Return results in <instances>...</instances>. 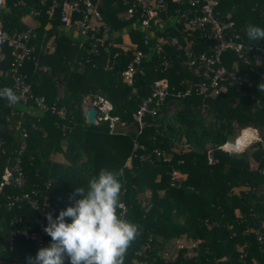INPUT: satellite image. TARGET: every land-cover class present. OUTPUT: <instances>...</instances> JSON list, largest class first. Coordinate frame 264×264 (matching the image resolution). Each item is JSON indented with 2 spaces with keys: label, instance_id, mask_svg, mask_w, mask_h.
<instances>
[{
  "label": "trees",
  "instance_id": "trees-1",
  "mask_svg": "<svg viewBox=\"0 0 264 264\" xmlns=\"http://www.w3.org/2000/svg\"><path fill=\"white\" fill-rule=\"evenodd\" d=\"M104 1L98 2L101 16L109 10ZM111 1L124 12L123 20H114L116 30L131 25L141 35L137 10L126 19L123 1ZM33 8L38 10L32 14L38 25L32 28L29 41L32 50L20 72L34 95L63 107L65 116L59 118L38 109L39 112H28V108L36 109L31 102L17 104L12 120H18L27 133L26 146L18 154V133L5 119L7 101L0 99V174L18 156L23 180L21 187L11 180L0 190V264H27L26 257L33 253L32 242L20 234L14 237L10 249L4 245L8 220L34 213L22 198L17 205L7 208V196L33 191L38 202L47 196V212L55 218L69 206L67 197L74 189L86 187L88 179L101 168L124 169L119 197L122 207L117 212L139 226L124 264H264V91L259 89L264 83V52L248 51V65L242 64L231 51L221 57L226 68H235L240 75L253 76V70L257 69L259 76H254L255 86L250 90L257 95L259 106L242 97L237 85L230 81L223 82L214 95L209 90L200 91L199 85L206 79L202 70L186 64L182 50L163 44L160 57L154 54L159 36H177L185 45L191 41L188 47L195 52L206 50L210 44L200 30L184 25L193 8L168 0L158 17L162 20L170 16L172 24L156 30L151 27L153 36L147 45L140 36L136 47L145 56L128 85L120 72L131 56L130 51L107 44L111 42L109 32L114 28L110 23L106 22L107 39L92 50L90 43L93 38L101 40V30L94 32L92 39H70L60 28L57 9L49 16L47 3L30 0L14 5L13 0H5L4 11L0 8L4 29L11 34L24 30L26 26L19 19ZM216 9L221 20L232 21L233 32L245 45L264 48V41H249L244 30L249 23L264 28V0H217ZM182 12L186 16H181ZM44 25H48L45 30ZM51 35H54L52 49L45 45ZM4 51L0 59V88L8 86L10 80L3 73L10 60L8 50ZM162 58L168 61L165 69L157 65ZM158 78H166L168 94L153 115L145 113L144 124L139 128L132 113L140 99L149 93L152 81ZM54 79L61 83L60 96ZM187 88L189 93L176 96L177 90ZM91 92L107 97L112 113L124 123L133 121L135 131L114 133L108 131L104 121L95 125L86 123L81 101ZM171 102L178 108L174 113L176 124L166 122L163 114ZM203 107H208L213 122L203 123L200 116ZM233 124L238 129L251 126L259 131L260 139L248 144L254 149L248 157L256 161L255 167L249 164L245 153L231 156L219 148L232 136ZM181 137L187 146L176 147L175 142ZM133 142L141 144L147 153L152 148L170 153V158L165 161L154 157L150 162L133 157L129 166L124 165ZM54 153H60L63 161L51 159ZM172 168L185 173L176 186L170 184ZM155 175H159L157 181ZM235 187H239L237 192L233 191ZM144 190L149 194L146 200L139 196ZM77 198L72 199L73 205ZM66 220L70 222L69 218ZM174 240H179L176 247L167 249ZM181 240H190L193 245L187 247ZM47 241L50 244L49 235Z\"/></svg>",
  "mask_w": 264,
  "mask_h": 264
},
{
  "label": "built area",
  "instance_id": "built-area-1",
  "mask_svg": "<svg viewBox=\"0 0 264 264\" xmlns=\"http://www.w3.org/2000/svg\"><path fill=\"white\" fill-rule=\"evenodd\" d=\"M5 1V0H0ZM30 0H13V4H23ZM126 5L125 18L131 17L135 10H137V20L141 27V40L144 45H147L149 39L153 36L151 27L161 29V20L158 14L161 10L166 7L168 0H122ZM175 4H182L186 2L192 9V16L185 20L184 25L190 29H198L201 31L202 37L210 42L206 50L195 52L188 45L191 43L182 44L181 40L177 36H162L154 44V54L159 55L162 53V45L174 46L178 50H182L186 64L190 67L202 70L204 78L199 85V89L202 92L209 90L211 95H214L221 88V85L225 81L233 82L237 85V90L242 97H248L252 101V105L259 106V99L257 95L250 89L255 86L254 76L257 75V69L253 70L252 75H240L237 69L226 68L221 57L224 52L231 51L236 54L237 58L244 65L249 64V60L246 56L248 51L264 52V48H261L257 44L245 45L236 33L233 32L232 21H223L219 18V12L216 9L217 0H169ZM99 0H38V4L47 3L46 13L51 16L53 11L57 9L59 11V22L63 26H66L74 30L79 39H92L93 33L101 30V40L93 38L90 45L93 47L97 44L102 46L104 40V34L107 31L102 16L98 10ZM31 14H36L37 9L33 8ZM186 16L185 12L180 14ZM33 36L32 28L26 27L24 30L15 33H8L4 29L3 20L0 16V59L5 55V48L8 50L10 57L9 66L3 72L4 75L9 77L8 87L14 89L17 95L20 97L18 104H25L31 102V106L35 107L40 111H48L51 114L59 118H64L65 112L63 107H57L54 104H48L45 102L44 97L41 95H34L30 89V85L26 82L24 75L20 72L24 60L30 57L32 46L29 45V41ZM145 53L134 46L131 50V56L127 61L125 67L121 70L120 75L122 80L130 85L132 83V75H134L138 66L141 64ZM158 66L162 69L167 68L168 61L161 59L157 62ZM2 71L0 70V75ZM189 93V89L183 91L177 90L176 96L182 97ZM168 94V85L166 78L154 79L151 83L149 93L142 97L137 105V108L132 113V119L136 125L141 128L144 124L143 117L145 113L153 115L159 106L163 103L164 98ZM172 103V102H171ZM15 106H9L8 111L4 114L5 119L10 123L11 127L18 133L20 140L18 154L26 146L27 133L21 123L12 118L16 115ZM85 107H93L97 110L98 121H104L107 123L108 131L113 132L116 125H124L123 121H120L116 114L112 113L113 107L111 102L104 95L96 94L93 96L91 101L85 105ZM84 107V108H85ZM170 107V104L166 106ZM242 137L244 141L250 143L251 141L259 140L257 130L254 127L248 126L240 129L239 133L235 136L234 140L229 142L225 141L220 146L223 147V151L237 152L241 151L243 147L230 150L226 147L227 144L235 142L238 138ZM153 153L154 155H151ZM137 157L139 160L153 161L154 157L168 161L169 157L164 151L156 148H152L150 153L144 151L143 146L137 142H133L130 150V154L127 158V162L131 158ZM210 161V157H207ZM19 157L15 156L11 164H7L3 167L0 174V190L3 186L9 184L11 180L15 182L17 187H21L23 184L21 167L19 165ZM170 184L178 185L181 180V173L176 169L170 171ZM48 184L45 186L47 192ZM28 192H21L18 195L7 196L5 205L7 208L17 205L19 200L25 199V202L29 208L34 212L32 216L18 215L8 220L7 229L4 234L5 247L10 249L13 245L14 237L17 234L22 235L26 240H29L33 244L32 256L35 257L38 250L42 247L49 246L47 238L48 235L44 232L46 227L47 213V196L43 197L41 202ZM122 207V205L120 206ZM193 245V243H192ZM174 255L172 256V258ZM65 264H70L66 259Z\"/></svg>",
  "mask_w": 264,
  "mask_h": 264
},
{
  "label": "clouds",
  "instance_id": "clouds-1",
  "mask_svg": "<svg viewBox=\"0 0 264 264\" xmlns=\"http://www.w3.org/2000/svg\"><path fill=\"white\" fill-rule=\"evenodd\" d=\"M244 30L249 41H264V28L249 23ZM259 89L264 91V83ZM0 99H5L10 107L20 102L8 86L0 88ZM237 144L240 145L239 140ZM123 177V168H101L88 179L86 187L74 189L69 197H78L74 205L60 210L55 218L47 212L43 230L51 237L50 244L40 248L35 257L27 256V264H65L66 259L70 264H124L139 226L117 212Z\"/></svg>",
  "mask_w": 264,
  "mask_h": 264
},
{
  "label": "rangeland",
  "instance_id": "rangeland-1",
  "mask_svg": "<svg viewBox=\"0 0 264 264\" xmlns=\"http://www.w3.org/2000/svg\"><path fill=\"white\" fill-rule=\"evenodd\" d=\"M103 3L105 5H107V7H108L109 10L105 14H102V16H104L102 18V20L105 23V26L106 27L108 25L106 22L110 23L112 25V28L114 27L112 29V31L109 32V36H110V39H111V43H113V46L112 47L113 48L114 47H117L119 49L128 50V51H130V55H131L132 48L134 46H137V41H139V38L141 36V35H139L140 33L137 30H133V28L131 27V25H129V27H127V28H123L122 30H120V29L119 30H116V28L114 26L115 25L114 22L116 20L117 21L118 20H123L122 18H123V13L124 12L121 9H116L117 6L111 0H105ZM105 34H107V31L105 32ZM107 43H108V41H107ZM109 45H111V44H109ZM57 83H58V85H57L58 86V95L60 96V95H62V92H61V83L60 82H57ZM94 95H95V93L94 92L93 93L91 92V93H88L85 96L84 100L81 101L82 109H84L85 105L88 104L89 101H91V99L93 98ZM238 99L239 98L236 97V100H238ZM177 109L178 108H177V105L175 103H170V107L166 108V111L163 113L164 116L166 117V122L171 123V124H176V120L174 119V113H175V111ZM27 110H28V112L30 110H31V112H32V110H36L37 112H39L37 109H32V108H28ZM200 116H202V119H203V123L204 124L211 123L214 120V117L211 115L208 107L207 108L206 107H203L202 108L201 115ZM19 117L22 118V114L19 115ZM134 131H135V125H134L133 121H131V122H125L124 125H116L114 127V133H122V134H124V133H129V132H132L133 133ZM232 131H233L232 136L228 137L225 141H229V142L233 141L234 138H235V136L239 133L240 129H238L237 125L233 124L232 125ZM258 132L259 131H257V135L259 136ZM238 140L240 141L241 139L238 138ZM237 141H236V143L234 145V146H236V148H240L241 145L244 146L245 145V142H246V141H241L240 142V145H238L237 144ZM251 142H253V141H251ZM248 144L245 145L241 151L230 152L229 155H231V156H238V155H241V153L243 152L248 157L250 155V153L254 150L252 148V146H249L250 144L249 145ZM175 145H176V147H185V146H187L186 142H184V139L182 137H181V139L176 140ZM210 146H211V144H210ZM210 146L209 145L207 146V149L208 150H211V147ZM219 148L223 150V147L222 146H219ZM208 156L210 157V160H211V156H210L209 153H208ZM50 157H51V159H53L55 161H63V157H62V155L60 153H54ZM168 157L170 158V153H169ZM248 161H249V164L251 166H253V167H255L256 164H257L256 161H254L251 157H248ZM124 165L129 166V162L125 161L124 162ZM180 173H181V176L180 177L183 180L185 178V173H183V172H180ZM158 177H159V175H155V180L156 181L158 180ZM238 189H239V187H235V188H233V191L234 192H237ZM148 195H149L148 194V190H144L143 192H140V194H139V196L142 199H144V200H146L148 198ZM67 201L69 203V206H72L73 205L72 204V199H69V196L67 197ZM144 203L145 202H143V204ZM46 225H47V220H46ZM178 241L179 240H176L174 242V244L173 243H170V245H169V247L167 249H169V250L174 249V247H176L174 245ZM181 241L185 242V245L187 247H191L192 246V242H190V240L189 241L188 240H186V241L181 240Z\"/></svg>",
  "mask_w": 264,
  "mask_h": 264
},
{
  "label": "crops",
  "instance_id": "crops-1",
  "mask_svg": "<svg viewBox=\"0 0 264 264\" xmlns=\"http://www.w3.org/2000/svg\"><path fill=\"white\" fill-rule=\"evenodd\" d=\"M184 3L187 4L186 2H183V4ZM0 6H1L0 8L3 9V11H4V1L0 2ZM19 22L24 24L26 27H31V28H36L37 25H38V21L31 14V12L23 14L20 17ZM170 24H172V18L170 16H167L166 19H162L161 20L162 28L165 25H170ZM46 27H48V25H44V27H43L44 30L46 29ZM60 28H61L62 32L65 34L66 37H68L70 39H74V40H78L79 39V36L77 35V33L74 30H72V29H70V28H68L66 26H63L62 24H61ZM15 31L16 30H13V32H15ZM107 36H108L107 34H104V38L107 39ZM53 38H54V35H51V36H49L48 40L45 42V45L47 47H49L50 49H52L51 41L53 40ZM159 38H160V36L158 37V39ZM187 42H189V41H187ZM107 44L109 45V44H111V42L108 41ZM84 98H83V100H84Z\"/></svg>",
  "mask_w": 264,
  "mask_h": 264
},
{
  "label": "water",
  "instance_id": "water-1",
  "mask_svg": "<svg viewBox=\"0 0 264 264\" xmlns=\"http://www.w3.org/2000/svg\"><path fill=\"white\" fill-rule=\"evenodd\" d=\"M54 82H57L56 79H54ZM83 115H84V120L88 124L95 125L98 123L97 119V110L93 107H85L83 109Z\"/></svg>",
  "mask_w": 264,
  "mask_h": 264
},
{
  "label": "bare ground",
  "instance_id": "bare-ground-1",
  "mask_svg": "<svg viewBox=\"0 0 264 264\" xmlns=\"http://www.w3.org/2000/svg\"><path fill=\"white\" fill-rule=\"evenodd\" d=\"M239 139H241L240 141H244L242 137H240ZM237 140H238V139H237ZM237 140H236V141H237ZM236 141L233 142V143H231V144H227L226 147H228L230 150H234V149L236 148V146H234L235 143H236ZM246 143H247V142H245V144H246Z\"/></svg>",
  "mask_w": 264,
  "mask_h": 264
}]
</instances>
